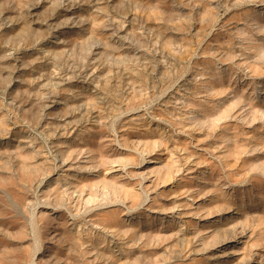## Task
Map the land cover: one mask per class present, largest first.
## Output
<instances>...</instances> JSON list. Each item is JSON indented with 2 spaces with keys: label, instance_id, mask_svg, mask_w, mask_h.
I'll return each instance as SVG.
<instances>
[{
  "label": "rangeland",
  "instance_id": "1",
  "mask_svg": "<svg viewBox=\"0 0 264 264\" xmlns=\"http://www.w3.org/2000/svg\"><path fill=\"white\" fill-rule=\"evenodd\" d=\"M253 261L264 0H0V264Z\"/></svg>",
  "mask_w": 264,
  "mask_h": 264
},
{
  "label": "bare ground",
  "instance_id": "2",
  "mask_svg": "<svg viewBox=\"0 0 264 264\" xmlns=\"http://www.w3.org/2000/svg\"><path fill=\"white\" fill-rule=\"evenodd\" d=\"M56 43H57V42H56ZM66 162H67V161H64V162L62 163V166H63V167H64V165L66 164ZM62 166H61V167H62ZM112 168H113V167H111V168H109V169L111 170ZM110 170H109V171H110ZM93 171H94V170H93ZM109 171L106 173V175H107V174H111V172H109ZM83 175H84V174H83ZM111 175H112V174H111ZM118 179H119V178H118ZM68 180H69V179H68ZM112 182H113V183H117V182H114V181H112ZM105 184H106V183H105ZM107 184H108V183H107ZM121 184H122V183H121ZM115 185H117V184H115ZM105 192H106V191H105ZM109 194H110V193H109ZM81 197H82V198H85L87 201L91 200L90 197H89L88 195H84L83 193L81 194ZM214 221H215V220H214ZM228 243H229V242H228ZM250 264H259V263H258V262L255 263V262L253 261V262L250 263Z\"/></svg>",
  "mask_w": 264,
  "mask_h": 264
}]
</instances>
